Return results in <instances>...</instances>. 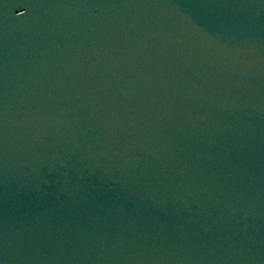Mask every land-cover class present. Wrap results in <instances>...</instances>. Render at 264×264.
I'll list each match as a JSON object with an SVG mask.
<instances>
[{
  "label": "water",
  "instance_id": "water-1",
  "mask_svg": "<svg viewBox=\"0 0 264 264\" xmlns=\"http://www.w3.org/2000/svg\"><path fill=\"white\" fill-rule=\"evenodd\" d=\"M0 264H264V0H0Z\"/></svg>",
  "mask_w": 264,
  "mask_h": 264
}]
</instances>
